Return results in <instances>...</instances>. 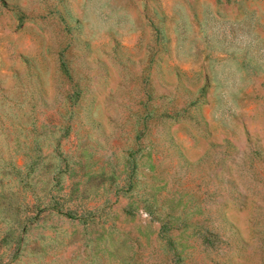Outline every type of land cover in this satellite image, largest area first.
<instances>
[{"label": "rangeland", "instance_id": "rangeland-1", "mask_svg": "<svg viewBox=\"0 0 264 264\" xmlns=\"http://www.w3.org/2000/svg\"><path fill=\"white\" fill-rule=\"evenodd\" d=\"M0 264H264V0H0Z\"/></svg>", "mask_w": 264, "mask_h": 264}]
</instances>
